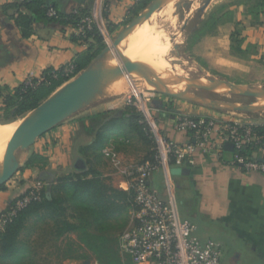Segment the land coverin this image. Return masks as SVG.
Listing matches in <instances>:
<instances>
[{"label": "crops", "instance_id": "1", "mask_svg": "<svg viewBox=\"0 0 264 264\" xmlns=\"http://www.w3.org/2000/svg\"><path fill=\"white\" fill-rule=\"evenodd\" d=\"M139 1L110 0L111 11L105 17V24L122 25L134 14L131 11ZM51 2L63 13H71L79 7L91 10L93 6L92 0ZM23 13L30 15L27 10ZM17 16L18 10L13 1L0 0V89L13 90L29 77L42 78L44 72L50 69L64 71L68 79L63 86L83 70L77 72L75 66L71 74L65 72L79 56L88 51L93 40H76L75 27L51 24L39 19H33L32 33L26 37L18 25ZM247 16H250V24L246 40L262 51L258 53L262 58L264 17L256 22L251 15ZM169 98L155 106L157 110L153 113V121L163 134L181 142L189 141V136L175 131L173 123L176 113L193 116L221 114L202 111L200 107L184 105ZM2 107L3 98L0 96ZM119 111L113 112L103 98L40 137L27 150L25 162L21 160V167L15 174L19 173L21 177H13L0 188V217L13 207L18 198L36 189H47L48 185L43 178L49 181L76 175L81 171L77 169L80 159L86 162V169L93 168L101 173L96 165L100 164L101 167L104 161H108L105 149L114 148V143L122 146L130 143V139H140L137 131L126 125L123 132L119 128L111 129L98 141L99 134L110 125L111 118L123 115L124 110L121 113ZM1 116L4 117L3 112H0ZM125 130L131 137L122 143L121 135ZM33 154L45 157L47 164L43 167L24 168ZM146 154L143 153V158ZM253 156L264 161V151L256 152ZM233 157L234 151H228L225 147L220 158L198 151L196 164L183 167L188 169V174L173 173L180 214L183 219L197 226L196 236L201 242L213 241L225 249L224 264H264V173L247 171L241 165H233ZM163 180L161 172L155 173L152 184L163 191Z\"/></svg>", "mask_w": 264, "mask_h": 264}, {"label": "rangeland", "instance_id": "2", "mask_svg": "<svg viewBox=\"0 0 264 264\" xmlns=\"http://www.w3.org/2000/svg\"><path fill=\"white\" fill-rule=\"evenodd\" d=\"M177 2L171 5L175 17L173 14L162 15L160 10L133 36L131 35L135 31L130 35L131 37L128 36L121 43L118 51L122 57L125 56L124 48L130 46L132 49L136 45V52L132 56L124 57L125 61L123 62L119 54L113 50L112 60L117 61L118 59L119 69H125V65L128 63L132 69L133 77L139 79L140 82L149 80L156 84L166 83L165 88L168 90L200 98L203 101L206 100V103L198 104L197 102L174 98V102L200 107L202 111L219 112L235 119L264 124V99L237 96L232 94L228 88L225 94L218 93L215 88L227 82L233 87L240 85L264 91V56L260 58L258 53L262 51L257 50L255 44L246 40V31L250 24L248 20L250 16H247L249 15L248 9L251 4L256 5L257 1L181 0L180 7H176ZM143 10L144 7H141L122 25H101L104 48L112 46L119 33ZM159 46H163V48H159ZM141 50L154 51L156 55L150 58ZM140 73L146 75H140ZM153 73H156L155 76ZM117 76L110 78L111 81L108 85L102 84L107 93L109 92V95L104 98V103L110 106L112 101L120 100L121 102L122 98L130 94L134 95L133 97L137 96L141 103L138 102L132 106L122 104L117 109H113V112L118 110L130 112L132 108L135 112L140 113L145 121L142 103L147 100L149 92H154L143 87H134L126 71H120ZM174 77L176 78L174 79ZM188 83L203 84L208 88L191 89ZM164 99L170 98L155 93V96L147 103L155 107ZM227 107H235V109L231 111L218 110ZM33 117L34 113L28 112L21 119L14 120V123L18 125L21 121L24 122ZM5 119L1 116L0 124H13L6 122ZM126 125L127 121L121 122L119 129L124 130ZM121 136L122 140L131 137L126 133V130ZM114 145L113 149L117 153L120 164L115 165L108 158V161H104L101 167L100 164L96 166L100 168L101 178L107 184L122 190L123 169L140 163L143 160V153H148L151 144L140 138L138 140L130 139V143L122 146L115 143ZM26 155L27 151L19 152L22 163L25 162ZM84 175L80 173L73 176L77 178ZM86 176L91 177L89 175L84 177ZM14 177L19 178L21 176L18 173ZM43 180L47 183L48 190L52 191L55 197L64 196L61 190L58 191L60 183L57 179L46 181L43 178ZM161 187L163 190L165 189V182L161 184ZM64 206H66V212L60 216L45 208L28 217L20 234L12 243L11 251L5 249L7 242L2 241L0 243V264H105V258H100L91 249V245L100 243L99 236L101 235L109 238V247L119 250L122 264H128L120 252L119 241L121 235L132 225L135 219L133 207H128L122 214L109 219V229L105 232L92 225L86 230L88 233L86 235L81 231H65L63 233L62 220L67 219L71 223H79L74 207L68 203H65ZM221 249L222 264H224L225 249L223 247Z\"/></svg>", "mask_w": 264, "mask_h": 264}, {"label": "built area", "instance_id": "3", "mask_svg": "<svg viewBox=\"0 0 264 264\" xmlns=\"http://www.w3.org/2000/svg\"><path fill=\"white\" fill-rule=\"evenodd\" d=\"M23 5L29 0H11ZM91 10L79 7L71 13L80 17L77 35H86L88 30L97 27L103 35L101 25L110 13V0H92ZM23 10L21 7L20 11ZM58 11L50 5L48 16H57ZM75 65H70L65 72L71 74ZM29 77L25 82L35 86L38 82ZM38 80H41L38 79ZM128 95L122 101H112L110 108L120 105H136L140 102L137 96ZM155 96L150 93L143 105L145 123L153 141V157L122 171L124 180L121 189L132 199L135 219L132 225L121 235L120 252L128 264H222L220 244L208 241L201 242L196 236L197 226L182 218L178 206L173 170L194 166L196 153L203 151L222 157L226 143L233 144V165H241L247 171L264 173V161L257 160L253 154L264 151V133L256 130L258 125L228 115L193 116L187 113H176L175 131L189 136V141L181 142L163 134L156 128L153 113L156 107L147 102ZM137 99V101H136ZM141 103V102H140ZM251 152L245 154L244 150ZM106 157L119 165L117 153L113 148L104 150ZM164 176L165 189L159 190L152 184L155 173ZM42 200V191H30L15 201L13 207L0 217V229L12 221L18 212L32 202Z\"/></svg>", "mask_w": 264, "mask_h": 264}, {"label": "trees", "instance_id": "4", "mask_svg": "<svg viewBox=\"0 0 264 264\" xmlns=\"http://www.w3.org/2000/svg\"><path fill=\"white\" fill-rule=\"evenodd\" d=\"M257 4H251L248 9V14L257 22L264 17V0H256ZM150 0H140L136 7L131 11L132 13L138 12L141 7H146ZM52 5L57 11V16H48V9ZM18 10L17 22L23 31L24 36H29L32 33L31 24L33 19L44 20L51 24L78 27L80 24V17L74 13H63L55 7L51 0H29L23 5L15 4ZM21 7L23 10L20 11ZM27 10L29 14H24ZM76 40L88 42L93 40L88 51L79 56L75 61L76 71L80 72L82 69L92 61V59L104 49L103 38L97 27L88 30L86 35H76ZM64 71L48 70L44 72L41 80L35 79L38 82L35 86H30L24 82L15 89H0V96L3 98V107L0 112L6 118V122L14 123V120L22 118L28 112L36 109L45 99L52 95L56 89L67 80ZM127 121V125L134 129L143 138L151 144V148L142 161L153 157V141L149 135L148 125L144 122L140 113L135 112L132 108L131 111L124 110L123 115H117L111 118L110 125L105 128L99 135L98 141H101L103 135L111 129H118L121 122ZM256 130L259 133H264V125H258ZM99 143V142H98ZM125 143V140L122 141ZM251 149L248 147L244 150L245 154L250 153ZM141 161V162H142ZM47 164L46 158L33 154L26 163L24 168L32 166L43 167ZM83 173L91 177H77L66 176L60 177L57 181L60 183L58 191H62L64 196L57 198L53 192L49 191V187L42 191V200L32 202L27 207L21 209L12 221L0 229V243L7 242L5 246L6 251H11L12 243L20 234L24 227L26 219L42 209H49L56 212L59 216L65 214L66 206L68 203L77 211L78 224L71 223L67 219L62 220L65 231H81L86 235V230L89 226H97L102 231L109 229L108 220L122 214L128 207H133L131 197L124 191L118 190L111 185L107 184L99 171L95 169H85L77 172L76 175ZM3 185L0 188H3ZM60 187V189H59ZM57 189V188H56ZM90 236V235H89ZM93 237V236H90ZM99 244L91 245V249L95 251L100 258H105V264H122V259L118 249L109 247V238L105 235L99 236Z\"/></svg>", "mask_w": 264, "mask_h": 264}, {"label": "water", "instance_id": "5", "mask_svg": "<svg viewBox=\"0 0 264 264\" xmlns=\"http://www.w3.org/2000/svg\"><path fill=\"white\" fill-rule=\"evenodd\" d=\"M180 1L177 2L176 7H180ZM168 4V0H151L144 10L134 17L132 21L119 33L112 43V46L104 48L99 52L92 61L85 67L76 77L68 81L47 99H45L36 109L31 112L34 117L23 122V125L16 131L12 137L8 148L5 152L3 160L0 162V187L10 181L21 167V159L19 152L29 150L36 141L54 129L56 126L64 122L66 119L82 111L83 109L93 105L94 103L106 98L108 93L102 84L108 85L111 81L110 78L116 77L119 71H126L131 79H136L132 75L128 63L125 69L118 68L114 75L103 76L100 74V69L104 65L106 59L112 60L115 50L121 60H124L119 53L121 43L130 36L139 26L157 13L160 9ZM136 86L143 87L148 91L163 94L173 98L184 99L188 101L197 102L198 104L206 103L200 98H195L185 94H180L165 88L166 83L156 84L149 80L141 81L136 79ZM170 83V82H168ZM189 85V84H188ZM224 85L230 92L237 96L252 97L256 99H264V91L257 88H246L243 86L233 87L230 83L225 82ZM191 89H207L208 87L203 84H190ZM235 107L219 108L218 110H234ZM123 112L122 110L119 113ZM225 149L228 151L233 150V144L226 143ZM78 170L86 169V162L82 159L79 160ZM188 169L173 170L174 174H188Z\"/></svg>", "mask_w": 264, "mask_h": 264}, {"label": "bare ground", "instance_id": "6", "mask_svg": "<svg viewBox=\"0 0 264 264\" xmlns=\"http://www.w3.org/2000/svg\"><path fill=\"white\" fill-rule=\"evenodd\" d=\"M177 1H179V0H168V4H167V6L166 7H163V9H160L161 10V13H162V15H168V14H173V9H172V7H171V5H173L175 2H177ZM159 10V11H160ZM156 14V13H155ZM173 16L175 17V15L173 14ZM151 18V17H150ZM149 18V19H150ZM148 19V20H149ZM147 20V21H148ZM147 21H145L141 26H139L136 30H135V32L131 35V36H133ZM160 32V31H159ZM139 33V32H138ZM137 33V34H138ZM166 34V33H165ZM140 35V34H139ZM130 36V37H131ZM165 36V35H164ZM174 37V36H173ZM127 43V42H126ZM130 43V42H129ZM136 45H135V47L134 48H130V46H127V48H124L123 49V51H124V54H125V56H123V57H130V56H132L135 52H136ZM159 48H163V46H159ZM141 51H144L145 52V54H148L149 55V57L151 58V57H153V56H155L156 55V52H154V51H145V50H141ZM147 57V56H146ZM127 58V59H128ZM117 61H118V59H117ZM117 61L116 60H111L110 58H108V59H106V61H105V63H104V65L101 67V69H100V74H102L103 76H110V75H114V74H116V72H117V67H118V65H117ZM130 61V60H129ZM120 65H122V64H120ZM130 66V65H129ZM149 66V65H148ZM121 67V66H120ZM139 67H141V66H139ZM164 67H166V65H164ZM162 69V68H161ZM165 70V69H164ZM141 71H143V70H141ZM120 72V71H119ZM156 72V71H155ZM165 72V71H164ZM142 74H144V73H140V75H142ZM146 74H147V72H146ZM146 74H144V75H146ZM154 74V73H153ZM156 74V73H155ZM155 74L153 75V76H155ZM143 75V76H144ZM160 75V74H159ZM152 76V75H151ZM117 77H120V76H117ZM127 77V76H126ZM157 77V76H156ZM171 77V76H170ZM162 78V77H161ZM160 78V79H161ZM165 78V77H164ZM168 78H169V76H168ZM176 77H174V79H175ZM137 79V78H136ZM136 79H130L131 80V82L134 84V87H137L136 86ZM163 80V79H162ZM187 80V79H186ZM185 80V81H186ZM145 81V80H144ZM187 81H189V80H187ZM130 82V81H129ZM126 84V83H125ZM128 84V83H127ZM189 85L190 84H195V83H188ZM123 85V84H122ZM105 87V86H104ZM108 87V86H107ZM213 87V86H212ZM216 88V91L218 92V93H223V94H225L226 92H227V87L225 86V85H222V86H217V87H215ZM124 90V89H123ZM110 91V90H109ZM118 91V90H117ZM109 93V92H108ZM118 94V93H117ZM109 95V94H108ZM23 125V121H21V123H19L18 125L17 124H15V123H13V124H0V162L3 160V157H4V155H5V152H6V150H7V148H8V145H9V143H10V141H11V139H12V137L14 136V134L16 133V131L21 127Z\"/></svg>", "mask_w": 264, "mask_h": 264}]
</instances>
